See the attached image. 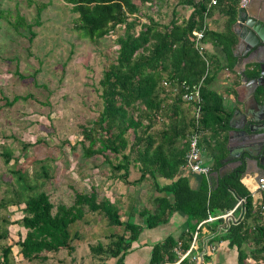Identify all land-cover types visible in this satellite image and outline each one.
<instances>
[{
  "label": "trees",
  "instance_id": "1",
  "mask_svg": "<svg viewBox=\"0 0 264 264\" xmlns=\"http://www.w3.org/2000/svg\"><path fill=\"white\" fill-rule=\"evenodd\" d=\"M161 1L63 0L74 15L71 29L78 36L91 42L111 36L115 46L114 57L102 68L97 81L100 108L90 122L79 124L78 138L71 147L79 144L84 158L100 157L108 166L109 180L126 185L146 181L149 189L158 193L149 195L151 207L143 206L136 211L134 204L128 202L123 208L118 198L103 195L98 198L96 186L87 192L73 189L69 204L54 205L49 195L38 188L41 183H37V178L45 181L50 177L46 166L40 163L32 171L33 180L24 171L12 168L9 170L11 179L0 176V186H3L0 264H16L13 244L18 248L20 260L26 264H47L49 260H52L49 264H63L57 256L63 252L71 255L75 251L72 241L77 239V232L71 233L70 229L93 215L103 218L105 227L112 229L103 235V243L88 244L89 256L92 261L96 260L90 264H126L125 255L141 229L165 223L174 211L185 214L191 224L176 238L166 236L151 244L145 264L176 262L175 248L185 251L196 225L208 216H218L200 225L209 232V245L224 240L227 246L234 247L236 264H264V217L259 211L264 193L253 202L251 193L240 182L243 159L236 167L218 174L227 156L225 144L232 109L223 104L222 96L211 84L215 70L223 68L233 73L236 37L231 26L236 18V0H216L213 5L208 0H173L169 17L164 22L140 8L151 9ZM44 6L43 3L37 5L36 14ZM214 12L223 17L221 29L210 28L207 24ZM12 26L27 28L29 41L34 35L31 24L18 14ZM193 30L202 32L201 44L209 43L221 49L226 59L223 65L208 53L206 46L203 52L198 51ZM243 73L245 76L255 74L254 71ZM236 78H239L237 74ZM162 81L170 84L201 82L196 118L191 106L181 100L180 89L165 91ZM223 90L235 94L229 87ZM20 98L26 99L15 94L2 105L9 107ZM196 130L200 153L211 163L208 174H197L193 187L190 184L193 173L184 171V155L189 135ZM11 137L3 136L0 142V156L5 164L9 160L14 163L20 158L23 160L21 153L38 143L37 139L32 143L20 141L21 153L13 156V144L6 142ZM262 156L258 163L264 170V154ZM132 169L137 175L130 179ZM238 198L243 201L236 205ZM10 206L19 209L21 217L18 220L10 216ZM228 210L238 218L225 225L220 215ZM136 214L142 219L141 224L134 221ZM11 224L24 231L17 233L14 242L9 240ZM219 224L221 230L217 232ZM197 247L200 249L198 244ZM208 259L202 255L203 261L198 264H210ZM190 263L186 255L176 264Z\"/></svg>",
  "mask_w": 264,
  "mask_h": 264
},
{
  "label": "rangeland",
  "instance_id": "2",
  "mask_svg": "<svg viewBox=\"0 0 264 264\" xmlns=\"http://www.w3.org/2000/svg\"><path fill=\"white\" fill-rule=\"evenodd\" d=\"M41 3L45 6L36 14V7ZM172 3L173 0H162L152 7L155 11L140 8L159 16L164 22L169 17ZM17 14L32 26L34 35L30 41L27 28L12 26ZM73 17L63 0H0V142L3 136L12 135L6 142L13 144V156H16L21 153L20 141L32 143L38 140L21 153L24 159L20 158L16 163L9 160L5 164L0 156V176L11 179L9 170L18 168L32 179L35 177L32 171L42 163L48 168L50 177L45 181L37 178V183H41L38 188L49 195L54 205L69 204L73 189L87 192L96 186L98 198L102 195L111 199L115 197L117 201L120 199L122 207L132 202L136 208H148L151 193L146 181L140 185H126L109 180L108 166L100 157L84 158L79 144L71 147L78 138L79 124L90 122L100 108L97 81L102 68L115 54L111 36L94 42L78 36L71 29ZM36 19L38 23L35 24ZM217 72L219 70L213 74L215 84L212 87L226 102L228 95L220 87L225 81ZM15 94L26 99L20 98L9 107L2 105ZM136 175V170L132 169L129 178ZM2 189L0 186V196ZM8 211L15 220L21 217L19 209L14 206ZM85 219L88 220L86 223ZM104 223V219L96 215L78 221L70 229L71 233L77 232V239L72 241L74 253L66 255L63 252L57 258H61L63 264L96 263L89 256L88 244L105 241L103 235L112 228L105 227ZM8 230L11 242L16 240L18 232H24L16 224H11ZM197 232L196 242L199 244L203 234L200 230ZM17 249L13 244L15 263L26 264L20 260ZM213 252L209 250L204 256L209 257ZM127 256L128 253L125 258ZM222 261L208 259L210 264H223ZM229 261L227 264H233ZM51 262L49 260L47 264Z\"/></svg>",
  "mask_w": 264,
  "mask_h": 264
},
{
  "label": "crops",
  "instance_id": "3",
  "mask_svg": "<svg viewBox=\"0 0 264 264\" xmlns=\"http://www.w3.org/2000/svg\"><path fill=\"white\" fill-rule=\"evenodd\" d=\"M259 5H264V1L263 0H251L246 9L249 14L255 15L256 11L258 10ZM188 10L189 8H187V11ZM222 19L223 17L220 14L214 12L207 19V24L210 28L221 29ZM205 46L207 48L208 53L216 57L220 65H223L225 63L226 59L220 48L216 46H212L209 43H205ZM233 55L235 56V60H236L237 54H234L233 52ZM235 67L236 68L234 69L232 68L233 73L232 72L229 73L227 69H223V68H219V72H217L223 78V81H225L223 82V86L220 85V87L222 91L228 95L227 96L228 100H226V102L224 100L223 104L227 108H231L232 113L234 110L241 108L240 107L241 103L239 100L243 96V93H244L243 87H245V85L242 84L243 83L242 76H240L239 73L244 67V59H241L240 63L239 64L237 63ZM236 74L239 78H236ZM213 84H215L214 79L212 81L211 86H213ZM225 87H229V89L234 90L235 94L232 95V93L224 91L223 88ZM228 134H230L229 140H228ZM256 141H258V139H255L253 141L250 139H247V140H244L243 142L241 136L235 135V133L229 127L227 131V139H226V144H225L226 150H227V156L224 157V159L222 160V165L219 168L218 174L225 172L227 170H230L236 167L240 163L241 160L237 157V153H239L241 147L243 146L242 144H246V145L250 144V148H252L253 150L255 148ZM228 147L230 148V150L228 149ZM228 150L231 152H229ZM201 159H202V162L204 164L206 163L205 165L209 167L211 161L207 157H204L202 154H201ZM184 171H186V169ZM192 175L193 176L190 177V184L191 186L194 187L197 183L198 175L196 173H193ZM261 175H264V170H262L259 167L258 160L255 162L249 160L247 161L246 165L244 164V171L240 177V182L251 193L253 202L258 201L262 195L260 191L254 189L255 180L258 176H261ZM212 176H215L214 172H212ZM148 191L150 193L152 192L149 189V187H148ZM153 194L157 195L158 193L154 192ZM149 205H151L150 199H149ZM138 209L140 208L139 207L136 208V211H138ZM221 218L223 221L222 223L226 225L229 221L236 220L238 218V215L237 214L235 215V213L233 214L232 212H230L229 216H225ZM134 221L138 224H141L142 219L139 218L138 215L136 214L134 216ZM189 224H191V222H189L185 214L180 213L178 211H174L171 213V215L169 216V219L165 223H160L157 226L152 227V228L143 227L139 233L137 240L134 241L133 244H131V250L129 251L128 256L124 258L126 264H145L148 260L151 244H153L154 242L161 241L166 236H173L174 238H176L179 235V233L187 230ZM220 230H221V225L219 224L217 226V232H219ZM200 232H202L203 237L201 238L200 243L198 245L201 246L202 241H203L204 245L208 246L209 245L207 243V239L209 235L208 230L205 228V226H201ZM213 246H214L213 248L214 252L211 254V256H209V260H211V262H214L215 259L217 258V259L223 260L222 261L223 264H227L229 261V257H230L231 259L229 262L236 264L234 247L227 246V242L224 240L219 241L217 244Z\"/></svg>",
  "mask_w": 264,
  "mask_h": 264
},
{
  "label": "water",
  "instance_id": "4",
  "mask_svg": "<svg viewBox=\"0 0 264 264\" xmlns=\"http://www.w3.org/2000/svg\"><path fill=\"white\" fill-rule=\"evenodd\" d=\"M246 8H237L236 18L231 26L236 37L234 49H240L244 43L249 44L245 52L247 54L254 52L257 55L258 59L254 61L253 66L255 67L257 64L259 71L257 76L251 78L246 84L248 87L246 97L249 103L246 104V101H243L242 107L234 110L228 121V126L235 135L241 136L243 142L247 139L252 141L258 139L256 144L254 143L256 147L254 151L250 148V144H242L243 146L237 153V157L240 160L243 159L245 165L249 160L261 162L264 151V93H262V97L257 96L261 101L254 94L258 86L264 89V5L258 6L255 15L249 14ZM239 28H241V33ZM239 74L242 76V82H246L247 77L244 76V73L241 71ZM229 138L230 134H228V140ZM228 149L230 150L229 147ZM242 153H246V155L242 156Z\"/></svg>",
  "mask_w": 264,
  "mask_h": 264
},
{
  "label": "built area",
  "instance_id": "5",
  "mask_svg": "<svg viewBox=\"0 0 264 264\" xmlns=\"http://www.w3.org/2000/svg\"><path fill=\"white\" fill-rule=\"evenodd\" d=\"M210 5L215 4L216 0H208ZM251 0H236L237 8H246ZM192 34L194 36L195 45L199 52H203L204 45L200 43V40L202 38V32L200 30H193ZM201 82L188 84L185 81H180L177 84H170L167 81H162V86L165 91L171 90L172 92L177 91V89H180V98L182 101H184L186 104H189L192 108L193 115L196 118L199 113V104H200V96H199V87ZM198 135L199 132L196 130L195 132L191 133L189 135V144L188 149L184 155V168L188 170L189 172L196 173V174H203L206 175L209 173V167H207L201 159L200 154V148L198 144ZM254 189L260 191L261 193H264V175L258 176L254 183ZM242 198L237 199V204L242 202ZM235 205V206H236ZM232 210H228L225 213L221 214L220 217L229 216L230 212ZM259 211L264 217V201L259 203ZM218 217V216H216ZM213 216H208L205 220L211 221L212 219L216 218ZM204 220V221H205ZM203 221L199 222L196 225V229L192 233L188 248L180 252L177 248H175V252L178 255V259L176 262L171 264H176L184 258L186 255H189L190 264H197L204 253L208 252L209 250H213V246L210 244L209 246H205L204 242L202 241V245L200 246V249L197 247V228L200 227L201 223ZM198 249L199 251H196ZM192 252V253H191ZM195 252V253H194Z\"/></svg>",
  "mask_w": 264,
  "mask_h": 264
},
{
  "label": "flooded vegetation",
  "instance_id": "6",
  "mask_svg": "<svg viewBox=\"0 0 264 264\" xmlns=\"http://www.w3.org/2000/svg\"><path fill=\"white\" fill-rule=\"evenodd\" d=\"M264 1V0H263ZM239 30V32L241 33V28H239L238 29ZM242 34H243V32H242ZM245 36H247V35H245ZM249 44H247V43H244V45L243 46H240V49H234V47H233V52H234V54H237L236 56H237V58H236V60H235V62H234V64H233V69L234 68H236L235 67V65H237V63L239 64L240 63V60L241 59H244V67H243V69L241 70L242 72L244 71L245 73L247 72V71H254V73L255 74H253V75H251V76H248V75H246V77H247V80H246V82H243L242 84L243 85H245V87H243L244 89V93H243V96L240 98V107H242V103H243V101L245 102L246 101V104L247 103H249L247 100V97H246V95H247V93H248V87H246V84H247V81H249L251 78H254V77H256L257 76V74H258V71H259V68H258V65L256 64V66L254 67L253 66V64L255 63L254 61L255 60H257L258 59V57H257V55L254 53V52H252V53H250V54H247L245 51H247L246 49V47L248 46ZM246 53V54H245ZM245 76V75H244ZM262 93H264V89L261 87V86H258L257 88H256V90H255V96H256V98L258 99V97L259 96H261L262 97ZM258 96V97H257ZM264 96V95H263ZM239 99V98H238ZM262 99V98H261ZM258 100H260V99H258ZM261 101V100H260ZM256 148V147H255ZM252 149V148H251ZM253 151H254V149H253ZM264 152V151H263ZM252 153V152H251ZM264 153H262V155H263ZM244 155H246V153H244L243 154V156ZM261 156V155H260ZM259 156V157H260Z\"/></svg>",
  "mask_w": 264,
  "mask_h": 264
},
{
  "label": "clouds",
  "instance_id": "7",
  "mask_svg": "<svg viewBox=\"0 0 264 264\" xmlns=\"http://www.w3.org/2000/svg\"><path fill=\"white\" fill-rule=\"evenodd\" d=\"M179 261H180V260H179ZM200 261H201V260H200ZM200 261H199V262H200ZM199 262H198V263H199ZM198 263H197V264H198ZM165 264H168V263H165ZM192 264H193V263H192Z\"/></svg>",
  "mask_w": 264,
  "mask_h": 264
}]
</instances>
